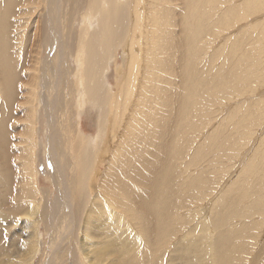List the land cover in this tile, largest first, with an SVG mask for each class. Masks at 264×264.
<instances>
[{"label": "bare ground", "instance_id": "6f19581e", "mask_svg": "<svg viewBox=\"0 0 264 264\" xmlns=\"http://www.w3.org/2000/svg\"><path fill=\"white\" fill-rule=\"evenodd\" d=\"M262 11L264 0H246L240 6H234L233 0H0L3 263L35 264L40 249L45 255L44 246L40 245L44 226L52 229L53 249L57 239H61L60 249L45 264H55L63 247L66 249L60 263L66 262L72 243L76 252L69 258L72 262L76 259L74 264H173L175 255L183 258L177 264H210V252L185 248L176 242L186 244L183 238L191 235L187 225L182 224L185 218L181 211L188 207L183 198H193L199 189L208 188L211 178L197 175L181 182L172 162L181 157L189 137L198 130L197 124L212 115L220 98L228 100L236 92L244 94L251 89L255 77H264L262 26L255 34L248 31L254 53L239 60L223 57L218 67L208 47L203 46V39L220 33L219 29L236 16H254ZM28 26H34L29 44L22 42L18 46L16 41L25 36ZM44 64L46 71L51 65L53 76L46 74ZM44 72L47 77L42 75ZM112 79L119 80V84L112 83ZM47 87L53 92L43 98L40 89ZM63 89L76 93L77 123H73L74 133L69 123L62 124L66 128L62 142L70 147H58L57 158L61 155L63 165L80 176L78 182H73L79 190L75 192L77 198L72 194L76 187L72 189L70 184L66 189L58 180L63 171L51 174L43 163L41 170L52 178V190L41 188L34 169L37 146L38 150L43 149L40 157H44L45 145H38L42 126L48 124L53 131V125L57 128L63 117L60 104L68 102L64 94L69 96ZM247 108L239 111L242 115L247 113V117L254 116L256 107ZM82 113L97 121L96 137H87L80 131ZM12 119H17L15 125ZM241 122H237L240 129L229 123L210 145L216 150L233 148L234 137L247 125ZM9 127L15 130L11 143L7 136ZM121 129L124 139L118 144ZM107 137L111 145L115 144L106 176L110 177L93 185L95 167L107 155ZM61 151H66L67 158ZM76 163L78 172L73 167ZM55 192L58 195L54 197ZM71 197L76 199V206L78 203L77 216ZM231 200H223L226 208L216 214L221 229ZM234 212L238 214L237 203L231 213ZM172 213L176 215L174 221ZM243 216L244 221L252 223L253 212ZM74 217L80 223L77 246L72 233ZM135 225L139 235H135ZM245 230L233 232L238 235L224 231L222 235L227 238L228 233L229 240L236 244L241 235L245 236ZM182 231L184 235L179 236ZM18 245L23 252L11 255V248ZM224 245L217 251L221 264L234 255Z\"/></svg>", "mask_w": 264, "mask_h": 264}, {"label": "rangeland", "instance_id": "374dc122", "mask_svg": "<svg viewBox=\"0 0 264 264\" xmlns=\"http://www.w3.org/2000/svg\"><path fill=\"white\" fill-rule=\"evenodd\" d=\"M244 2H246V0H233L234 6H240ZM244 15H245L244 17L236 16V19L234 18L229 23H227L228 25L225 24L223 27L219 29L220 33H218L214 37L203 39V46L208 47L209 50L208 53L209 55L212 56V61L214 62L215 66L218 67V65L219 66L221 65L222 63L221 60L223 57L239 60V59H243V57H246L249 54V52L254 53L253 43L250 42L251 40L250 37H248L249 36L248 31H252V33L255 34L257 33L256 31L259 28H261V26L264 29V11L258 12L254 16H249L248 14H244ZM32 27L34 26H28L27 30L25 31V36H22L21 40L16 41V44L18 46H21L22 42H26L27 44H29L28 38ZM242 40H245L244 43L246 44H244ZM245 48H247V50H245ZM34 50H36V48H34ZM48 54L49 53H46L45 57L49 58ZM120 55H121L120 57H122L123 55L122 51ZM120 57H119V61L121 60ZM67 60L73 63L72 59L67 58ZM49 61L51 62V60ZM45 64H44V71L47 70ZM48 68L50 72L48 70L46 71V74L48 72L51 76H53L54 70L51 69V65L48 66ZM46 74L44 72L42 75L47 77ZM63 75H61V77L59 76V78L62 79ZM51 78L53 79L54 77ZM64 78H66L67 80L69 79L68 77H64ZM114 82L115 80H113L112 83ZM119 82H120L119 80L118 82H115V85H118ZM63 90L66 93L68 92L69 96L65 94L63 95L64 97H66L64 100L68 101L67 104L63 102V105L61 103L62 93L59 97L58 102L61 103L60 104L61 106L60 105L59 106L61 108L63 107L62 108L63 111L62 110L61 111L62 113H64L63 117L61 118L62 120L61 119L60 121L58 120L57 125L59 126V128L58 126L56 128V126L53 125L54 127L53 131L51 130L50 125L48 124L42 126V132H40L38 136V141H39L38 145L44 143L45 145L44 157H40L43 149L39 148L38 150V146H37L36 152L38 159L35 162L34 169L37 171V175L40 181V186L43 189L53 188L52 178L50 179V177H47L42 173L43 166L45 163L47 166L46 169L50 171L51 174L53 173L59 174V171L60 173L63 171L62 172L63 175L61 174L60 177L61 179L58 180L60 181V183H62V185L65 186L66 189L70 184H71L70 185L71 188L76 187L75 191L73 190L74 192H72V194L74 193L73 197L77 198V193H79V190L77 189L76 183L73 182H78V180H80V176H77V174H73L72 173L73 169L67 168L68 166L66 167L65 163L63 165V161L61 162V160H63L61 155L58 156L57 158L58 147H63L64 150H66L65 147L67 148L70 147V145L64 146V143L62 142L63 140H65V134L62 131H66V128L62 124L69 123V127L70 128L72 127L73 129L72 132L74 133L75 129L73 127V123L75 122L77 123V118H75V114L77 111L76 110L77 105L75 102L76 93L74 94L72 89H63ZM40 91L42 93L41 95L43 98L46 95L50 96L52 94L51 92H53L49 88L40 89ZM254 104L256 108L254 107ZM59 106L57 103L58 110L61 109ZM246 107H248L247 109H249L250 107L255 108L256 109L255 115L252 117H247V113L242 115L243 112L241 113V111L239 110L241 108H243L244 110ZM212 111H213L212 115L211 114L208 115L207 117L204 118L205 120H202L200 121L199 124H197L198 130L194 133L193 137H189L188 147L182 153L181 157L178 160H174L172 162L173 167L176 170V173L178 174L180 181L181 179H183L184 182H187L188 180L192 179L197 175H200L201 177H204V175H208L206 179L211 178L212 181L211 185L208 188L199 189L195 193L193 198L190 195H188L187 198H183V200L187 201L188 204L186 205L188 207H184L185 210L183 208L181 211L182 213H184L183 215L185 218V220L182 221V224L184 223L185 225H187L186 228L189 229L191 235L188 236V238L186 237L183 238V241L187 240L186 244H182L179 242L176 243L181 244L185 248H190L192 250L198 248L199 251L203 250L205 253L210 252L211 253L210 254L211 260L209 261L210 264H221L219 262V256L217 253V251H219L221 244H225L224 249L234 254L233 256H229V259L227 258V261L225 260L224 261L225 263L223 262V264H264V190H263L264 77H255V80L252 81L251 89H249V91L244 94H241L240 92L238 93L236 92L235 94L231 95L228 98V100L226 97L220 98V100L216 103V105H214ZM236 116L237 118L233 119ZM247 121L249 122L247 123ZM237 122L238 123L241 122L242 124L244 122V124L247 125L241 128L240 131L242 132L240 133V135L238 134V136L236 135L234 137L233 141L235 140L234 141L235 146L231 149H227V148L223 150L214 149L215 147H212L210 145L212 140L218 137L221 134V132L225 130L226 126L229 123L235 124L239 128V124ZM11 123L15 125L17 123V119H12ZM79 129L87 137L94 138L98 135L97 121L95 120L94 117H91L86 113H82L80 115ZM14 133H15L14 129H10L9 132L7 133L10 143L14 140ZM118 134H119V139H118L119 140L118 144H119L124 139L123 129H121ZM78 139L79 138H77V140ZM109 139L110 138L107 137L105 141L108 151L106 153L107 155H105L104 157L105 158V160L103 161L104 163L100 161L101 164L98 163V165L96 166L97 168L95 167L96 170L94 172V177H93L94 179L92 183L93 185L97 183H101L102 181H105L110 177V176L109 177L106 176L109 173V162H110V158L112 157L113 146H115V144L111 145V141ZM115 143H117V141H115ZM61 144H63V146ZM210 150H212L213 152ZM61 152L64 155V157L67 158L66 151H61ZM204 153L205 156L203 157ZM52 154H54L55 158L52 157ZM261 163H263V165ZM76 164L73 165V167L77 168L78 169L77 172H78L79 164L78 163ZM57 165H59L60 170H57L59 169ZM70 173L73 174L72 177L69 176ZM63 179H65L67 182L65 180L63 181ZM257 185L258 186L261 185V187L259 188ZM256 186L258 188H255ZM75 192L77 193L75 194ZM257 193L258 195H256ZM57 195H58L57 192H55V195L53 194L54 197ZM124 195L125 194H123V196ZM73 197H71L70 201H72L71 205L73 207L72 208L73 213L75 216H77L79 214L78 213L79 210H77L78 203L76 206V202H75L76 199H74ZM233 197L235 198V200ZM223 200L227 201L226 203H228L231 200L233 203L229 204L230 210L227 212V215L225 212L226 218H224L223 220L224 228L221 229L219 228V226H217L216 214L218 213L219 210H223L224 208H226L225 206L226 203H224ZM236 203H237L238 214L237 213L235 214V212L231 213L232 211L235 210ZM74 209L76 212L74 211ZM40 211H43V204L41 205ZM248 211L251 213L253 212V216L251 220L252 223L251 222L250 223L252 225L253 223L254 224L256 223L255 227L254 226L252 227V225L249 222L248 224L246 221H244L245 218L243 215L245 213H248ZM172 214L174 221L176 215L174 213ZM74 219H75L73 223L74 228L72 227L73 228L72 230L74 231V232L72 231V233L74 236L73 235L72 236L74 237L73 242H76L75 246H77V241H79L78 237H81V235L79 234L80 223L77 220V217H74ZM135 228H136L135 235H139L140 233L136 225ZM229 228L231 229V231H229ZM243 229H246L248 232L245 230L246 231V232L244 231V234L246 233L245 236L241 235L242 237L243 236L244 237L243 238L240 237L236 242V244H233L232 241H230L228 238V233L232 232L231 234L238 235L239 233L237 234L233 232L237 230L241 231ZM254 229H256L257 231L256 230L254 231ZM224 231L228 232L225 233V235H227V238L226 236L222 235ZM182 232L179 233L181 235L179 234L178 235L179 236H182V234L184 235L185 232L184 231ZM51 235H52V229L46 230L44 226L41 227L40 245L44 246L43 249L45 255L42 254L41 252L42 249H40V251L38 252V256L35 260V264H45V261L47 263L49 258L52 259L55 256V250L58 251L60 249L59 247L61 244V239L59 238L57 239V243L55 244V249H53V239ZM172 241H176V238H174ZM57 244L59 245L57 246ZM72 245H73V249H71V254H69L70 256L68 257L66 256L65 258L68 259L66 262L62 264H67L69 259L70 261L68 262V264H74L73 262L76 259L73 260L72 262L71 258L75 256L74 253L76 252V247L74 248V243H72ZM161 248L162 247H159L157 250L160 251L159 249ZM65 249L63 247V252L58 253V257L55 259L56 261L55 264H61L60 262H63L61 260L62 257L64 256ZM19 251L21 253L23 252V250H21L20 245H18L17 247H12L10 254L11 255L13 253L16 254V252ZM78 252L79 254H82L81 249H78ZM239 253L240 256L238 258L236 257V254ZM189 254L188 256L190 257L191 255ZM131 255H133V253H131ZM126 257H128L127 254ZM177 258H179L180 260L177 261ZM5 259L6 257L0 258V262H1L0 264H4L3 262L5 261ZM182 259L183 258L181 255H177V256L175 255L173 264L180 263ZM168 261H172V258Z\"/></svg>", "mask_w": 264, "mask_h": 264}]
</instances>
